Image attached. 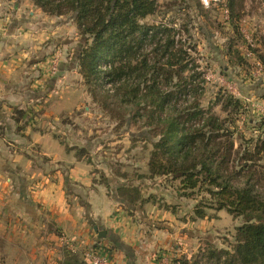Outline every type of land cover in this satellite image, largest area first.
Instances as JSON below:
<instances>
[{"label":"crops","instance_id":"1","mask_svg":"<svg viewBox=\"0 0 264 264\" xmlns=\"http://www.w3.org/2000/svg\"><path fill=\"white\" fill-rule=\"evenodd\" d=\"M56 18L30 0H0V264H59L66 241L78 256L101 246L117 264L189 258L188 246L217 227L213 215L196 218L191 207L180 219V210L153 198L140 212L129 209L46 129L83 96L81 85L70 83L79 73L69 62L82 41L72 24ZM46 39L59 54L48 83L40 76L48 59L37 54ZM14 108L25 111L18 121ZM94 227L106 234L99 237Z\"/></svg>","mask_w":264,"mask_h":264},{"label":"trees","instance_id":"2","mask_svg":"<svg viewBox=\"0 0 264 264\" xmlns=\"http://www.w3.org/2000/svg\"><path fill=\"white\" fill-rule=\"evenodd\" d=\"M31 1L49 15H71L85 39L75 59L86 84L107 91L112 87L114 97L125 104L120 109L126 123L142 119L134 136L151 145L146 177L177 181L176 190L181 196L202 193L193 209L196 218H203L207 209H224L233 217L243 218L230 247H203L200 259L207 264H264V137H259L251 148L239 146L232 118L231 123L227 117H204L197 102L178 106L181 97L188 99L190 91L199 87L193 84L196 72L195 65L189 67L192 58L176 46L177 29L168 19L159 23L144 21L160 12L159 0ZM240 4V0H227L232 19ZM187 71L190 75H183ZM174 79L172 89L162 88L164 82ZM220 103L227 116L240 106L232 95H226ZM13 110L15 121L25 114L23 109ZM194 122L200 124L195 126ZM84 148L66 145L77 158ZM125 186L120 183L117 187L122 192L118 198L129 209L151 200L142 199L137 187L126 190ZM124 191L134 196L125 197ZM174 261L187 263L180 258ZM59 264L87 263L64 248Z\"/></svg>","mask_w":264,"mask_h":264},{"label":"rangeland","instance_id":"3","mask_svg":"<svg viewBox=\"0 0 264 264\" xmlns=\"http://www.w3.org/2000/svg\"><path fill=\"white\" fill-rule=\"evenodd\" d=\"M207 1L208 5L202 0H159L160 12L147 16L144 21L159 23L168 19L177 29L176 46L182 47L192 58L189 67L195 65L193 84L199 89L190 91L188 99L181 97L178 106L197 102L198 107L205 112L204 117H227L231 123L233 119V125L237 128L234 135L236 144L251 148L259 137H264V0H240L241 4L236 8L237 16L233 19L226 6L227 0ZM56 19L62 24H72L76 36L82 41L81 46L85 44L70 14ZM50 40L43 41L41 48L37 49V54L43 55L39 60L47 58L49 61L56 54L57 49ZM70 61L79 73L78 82L75 78L70 83L81 85L83 96L71 111L51 117L50 122L45 124L46 129L54 131L70 147H85V152L78 159L90 163L96 180L107 185L119 198L122 192L114 193V190L118 183H124L126 190L137 187L144 200L153 198L177 208L180 210V219L190 217L189 209H194L203 194L196 192L191 197L181 196L176 190L177 181L146 177L151 145L134 136L142 119L126 123L120 109L125 104H122L120 97H114L113 90H110L112 87L107 85V91L86 84L79 72L77 60ZM68 66L71 67L70 64ZM57 72L50 73L42 68L40 76L45 77L43 82L48 83L47 79L56 77ZM189 72L183 75L188 76ZM176 80L164 82L161 86L164 90L172 89ZM226 95H232L240 103L238 110L230 112L229 116L222 110L220 103ZM140 107L145 106L140 104ZM199 124L194 122L195 126ZM227 125L232 128L229 122ZM125 193L127 198L134 196L128 195V191ZM140 207L137 210L133 207V210L140 212L143 210L142 205ZM206 211L217 219V227L209 226L210 230L205 229L200 240L188 246L192 248L189 258H180L186 260V264H207L200 259L199 250L206 246L230 247L234 242L236 226L243 222L242 217H233L224 209L219 215L218 210Z\"/></svg>","mask_w":264,"mask_h":264},{"label":"built area","instance_id":"4","mask_svg":"<svg viewBox=\"0 0 264 264\" xmlns=\"http://www.w3.org/2000/svg\"><path fill=\"white\" fill-rule=\"evenodd\" d=\"M205 5H208L207 0H202ZM227 11V10H226ZM59 54L53 55L47 63V71L55 73L58 67ZM69 246V250L73 253V248L69 242L66 241ZM87 264H117L113 258L108 254L107 250L101 246H91L83 249L79 255ZM158 264H178L174 259H168L166 257H160Z\"/></svg>","mask_w":264,"mask_h":264},{"label":"water","instance_id":"5","mask_svg":"<svg viewBox=\"0 0 264 264\" xmlns=\"http://www.w3.org/2000/svg\"><path fill=\"white\" fill-rule=\"evenodd\" d=\"M94 230L97 232L98 236H104L106 234V231H98L97 227H94Z\"/></svg>","mask_w":264,"mask_h":264}]
</instances>
